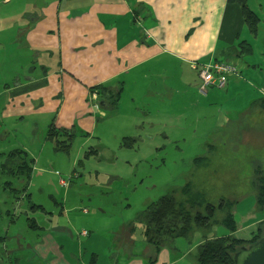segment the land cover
Listing matches in <instances>:
<instances>
[{
    "label": "rangeland",
    "instance_id": "1",
    "mask_svg": "<svg viewBox=\"0 0 264 264\" xmlns=\"http://www.w3.org/2000/svg\"><path fill=\"white\" fill-rule=\"evenodd\" d=\"M17 22L21 20L14 21L12 26H19ZM3 27L5 20L0 19V29ZM12 34L0 31V92L5 84L12 86L16 80L23 79L18 74L25 73L26 58L30 57L16 51L14 40L11 41L15 34ZM143 35L147 37L145 31ZM19 54L20 64L15 61ZM40 61H45V70L54 72L58 68L55 53L38 58ZM11 68L17 69L12 80ZM172 87L176 88L177 84ZM179 91L182 92L181 87ZM194 97L196 102L190 112L155 117L156 122L137 126L134 124L139 118L126 119L130 108L124 102L123 122L113 114L106 116L94 133H74L66 152L53 150L45 140L47 129L38 121L2 124L0 120V158L14 152L29 169L35 167L23 176L16 172L12 177L0 174V264H12L13 254L18 252L15 246L25 249L40 233L42 236L47 232L62 246L64 254H69L72 247L74 251H82L84 260L94 252L99 256L98 264H110L109 256L116 251L117 264H123L122 256L126 254L141 257L142 264H149L151 249L146 251L141 240V225L134 224L136 229L129 237L133 241L128 250L125 245L117 244L118 235L126 234V226L158 198L174 194L178 201L179 191L187 183L193 192L203 195L215 212L209 228L193 231L190 245L183 240L172 243L177 251L168 250L173 253L171 257L183 253L177 264H195L201 236L226 235L219 223L224 217L218 208L220 200L235 201L233 215L238 229L232 235L249 239L256 228L255 222L264 219V211L255 208L253 184L254 170L257 167L264 170V113L241 112L244 103L239 98L210 105ZM2 104L0 98V107ZM28 135L33 138L31 141ZM126 137L135 140L132 147L124 145ZM90 150L96 154L84 159L85 152ZM60 179L67 182L66 189L60 187ZM31 205L42 207L44 213L34 211ZM31 219L42 232L28 227ZM82 231L91 233L90 237H78ZM185 249L188 251L184 252Z\"/></svg>",
    "mask_w": 264,
    "mask_h": 264
},
{
    "label": "crops",
    "instance_id": "2",
    "mask_svg": "<svg viewBox=\"0 0 264 264\" xmlns=\"http://www.w3.org/2000/svg\"><path fill=\"white\" fill-rule=\"evenodd\" d=\"M246 5L258 19L255 34L246 29L239 6L227 0H0V19L5 20L0 31L15 34L11 41L16 51L30 55L25 73L18 74L23 79L2 86L1 123L22 124L33 119L45 129L53 123L59 129L74 127L90 135L108 115L123 122L124 102L130 108L126 119L139 118L137 126L154 123L155 117L190 112L196 102L194 95L210 105L239 98L244 103L241 112L264 113L256 106L264 99V0H246ZM16 20H21L19 26H12ZM241 42L249 45V53L239 58L228 54L227 49L239 52ZM52 53L58 68L44 72L45 61L38 62V58ZM21 54L15 56L19 64ZM216 59L233 64L238 73L228 76L224 90L210 88L202 95L191 63L205 65ZM29 67L32 69L27 70ZM15 75L17 69L11 68L10 79ZM119 83L122 89L115 113L92 107V88ZM4 159L0 158L4 177L34 171L35 167L29 169L14 152ZM14 249L18 252L13 254L12 264H86L82 251L71 247L64 254L49 232L40 233L25 249ZM170 254L168 249L160 251L156 264H177L183 258V253ZM129 256L131 260L125 264H142L141 257Z\"/></svg>",
    "mask_w": 264,
    "mask_h": 264
},
{
    "label": "trees",
    "instance_id": "3",
    "mask_svg": "<svg viewBox=\"0 0 264 264\" xmlns=\"http://www.w3.org/2000/svg\"><path fill=\"white\" fill-rule=\"evenodd\" d=\"M228 4H237L240 8L243 23L246 29L255 34L258 26L257 17L248 9L246 0H227ZM240 51L235 53L233 49H227L228 54H233L236 58L242 57L249 53L250 47L245 42L237 45ZM214 62H223L217 60ZM227 62V61H225ZM45 72V69H43ZM230 76V75H229ZM228 78V77H227ZM228 83V79H227ZM227 86V84H226ZM101 90L102 99L98 103V107L103 111H112L116 108L119 94L122 89V84L103 85L94 87L90 92ZM256 106L264 111V99L259 100ZM103 107V108H102ZM80 132L76 128L59 129L50 123L47 127L45 140L52 145L55 152H66L71 146L74 139V133ZM83 133V132H80ZM124 145L132 147L135 140L132 138H124ZM91 154H96V151L90 150L83 156L85 159ZM253 184L255 187V208L257 211H264V170L256 168L254 170ZM180 199L177 201L174 194L164 195L154 202L150 203L143 211L138 213L133 221L126 228V234L118 235L120 241L117 244L131 246L133 241L130 237L131 233L136 229L134 224L141 225L140 237L145 243L147 250L151 249L149 264H154L157 256L162 250H174L172 243L176 240H183L188 245L192 243L193 231L196 228L207 229L213 222V214L215 208L208 204L203 195L196 194L192 191L190 183L185 184L179 191ZM34 211L44 213V209L38 205H31ZM235 201L220 200L218 208L224 213V217L220 220L221 226L226 230V235L212 238L201 236L196 246L195 264H233V255L241 247H248L255 244L261 237L264 236V219L256 223L255 230L251 233L249 239H237L232 234L238 229L234 221L233 210ZM205 212V214L202 212ZM60 210L59 215H61ZM28 227L34 230H40L34 219L28 220ZM36 228V229H35ZM127 230V231H126ZM86 232V237L89 238V232ZM82 233V232H81ZM81 233L78 236H83ZM109 256L111 264H117L115 258L116 251ZM120 254V253H119ZM119 257V256H118ZM123 257V264L127 263L128 255ZM99 259L98 254L90 253L86 264H97Z\"/></svg>",
    "mask_w": 264,
    "mask_h": 264
},
{
    "label": "built area",
    "instance_id": "4",
    "mask_svg": "<svg viewBox=\"0 0 264 264\" xmlns=\"http://www.w3.org/2000/svg\"><path fill=\"white\" fill-rule=\"evenodd\" d=\"M191 66L197 70L199 78L198 92L204 95V91L208 88H215L224 90L227 84V77L229 75L237 74L236 67L229 62H210L205 65H199L195 62ZM90 102L92 107L97 108L101 99V90L97 89L90 92ZM73 178V175L69 179ZM59 185L62 189H66L68 184L64 180H59ZM85 213L86 211L83 210ZM81 235L85 236L86 232L83 231Z\"/></svg>",
    "mask_w": 264,
    "mask_h": 264
},
{
    "label": "water",
    "instance_id": "5",
    "mask_svg": "<svg viewBox=\"0 0 264 264\" xmlns=\"http://www.w3.org/2000/svg\"><path fill=\"white\" fill-rule=\"evenodd\" d=\"M233 264H264V236L255 244L241 247L235 252Z\"/></svg>",
    "mask_w": 264,
    "mask_h": 264
}]
</instances>
